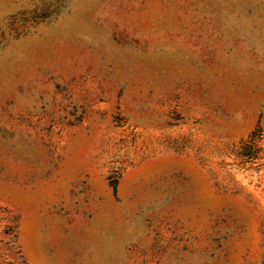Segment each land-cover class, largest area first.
Returning <instances> with one entry per match:
<instances>
[{
    "label": "rangeland",
    "instance_id": "rangeland-1",
    "mask_svg": "<svg viewBox=\"0 0 264 264\" xmlns=\"http://www.w3.org/2000/svg\"><path fill=\"white\" fill-rule=\"evenodd\" d=\"M0 264H264V0H0Z\"/></svg>",
    "mask_w": 264,
    "mask_h": 264
},
{
    "label": "trees",
    "instance_id": "trees-1",
    "mask_svg": "<svg viewBox=\"0 0 264 264\" xmlns=\"http://www.w3.org/2000/svg\"><path fill=\"white\" fill-rule=\"evenodd\" d=\"M256 136H257L256 131L253 132V133L250 135V144H248V147H249L248 149H249V150H251V149H255V147H256V141H259V140H258L259 137L256 138ZM249 145H250V146H249ZM249 150H248V151H249ZM258 150H259V149H258ZM245 155L248 156V157H250V158H252V159H254V158L256 157L254 154H249L247 151H246ZM252 155H254V156H252Z\"/></svg>",
    "mask_w": 264,
    "mask_h": 264
}]
</instances>
